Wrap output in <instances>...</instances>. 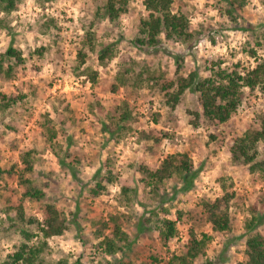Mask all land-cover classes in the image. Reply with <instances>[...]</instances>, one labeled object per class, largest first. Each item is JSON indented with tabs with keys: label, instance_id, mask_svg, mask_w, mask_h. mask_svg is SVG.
Listing matches in <instances>:
<instances>
[{
	"label": "rangeland",
	"instance_id": "1",
	"mask_svg": "<svg viewBox=\"0 0 264 264\" xmlns=\"http://www.w3.org/2000/svg\"><path fill=\"white\" fill-rule=\"evenodd\" d=\"M92 1L49 0L41 6L38 0H24L17 10L7 14L8 27H0V52L13 40L27 58L12 79L0 78V94L17 95L21 92L25 96L16 105L0 111V167L8 169L18 165L19 151L33 148L35 165L32 177L44 188L47 199L62 209L67 218V231L61 236L46 239L48 253L44 254L41 264H56L61 259L67 260V264H96L102 259V253L95 248L98 240L91 234L92 222L99 215L106 218L108 213L121 216L123 229L133 239L130 249L123 254L117 253V258H131L137 264L149 255L155 254L163 259L167 252V255L179 252L189 225L195 226L198 234L211 231L199 212V202L223 193L219 178L225 184L231 183V190L235 192L229 208L233 218L232 229L224 234H214L207 255L197 258L194 264H240L244 249L242 226L247 207L258 197L264 199V182L254 180L245 168L236 165L227 154L226 145L232 134H241L250 126L255 113L264 111V95L257 91L250 93L246 89L242 105L227 123L218 128L205 125L194 128L189 123L186 110L193 107L195 95L186 93L178 109L167 119L161 94L147 88L132 91L120 87L113 91L111 86L117 63L126 55L139 61H149L168 76L173 74L175 56L181 55L186 72L193 68L201 69L206 60L220 56L227 62L239 60L243 65H252L253 59L240 52L249 32L231 27L216 7L219 0H174V9L181 3L185 5L183 9L190 23L200 35L183 44L164 42L157 49H138L131 39L146 10L143 0H128V10L120 16L118 27L102 21L95 29L96 44L114 43L115 55L104 67L98 65L96 57L89 53L88 63L98 72L95 82H92L88 76L76 75L71 70L79 36L90 18L88 12L94 8ZM42 13L57 21L61 37L57 43L38 32L36 20ZM239 22L244 27L250 25L257 30L264 29V0H247ZM40 45L49 47L43 58L36 54L29 57L28 53ZM122 100L132 106L136 120L131 131L121 135L116 142V136L111 137L100 124L96 103L107 108ZM44 112L49 113L59 130L57 141L63 145L58 152L59 157L47 148L40 136L37 120ZM148 128L168 134L162 138L154 155L145 154L143 144L135 139L137 131ZM211 134L215 139H210ZM63 150H66L68 158L63 156ZM184 150L192 151L196 170L189 184L170 182L162 195L155 199L135 187L138 174L132 164L146 162L151 166L157 165L165 154ZM258 150L264 156V144H260ZM107 156L114 163L113 170L118 177L136 189L128 193L127 201L121 198L120 187L115 182L99 196L88 194V186L95 180L94 173L101 168ZM73 159L79 163H67ZM0 194L2 258L21 238L18 223L8 219L13 213L2 211L12 202L16 204L20 196L15 177L0 179ZM161 204L173 206L170 217H175L177 208L189 218L187 223H179V235L169 241L167 247L161 246L151 224L144 221L148 213L157 210ZM23 209L27 216L42 221L37 202L25 200ZM259 228L264 230V222ZM35 239L32 238L33 241ZM158 264L166 263L161 261Z\"/></svg>",
	"mask_w": 264,
	"mask_h": 264
},
{
	"label": "trees",
	"instance_id": "2",
	"mask_svg": "<svg viewBox=\"0 0 264 264\" xmlns=\"http://www.w3.org/2000/svg\"><path fill=\"white\" fill-rule=\"evenodd\" d=\"M24 0H0V27H8L7 14L17 10ZM49 0H38L41 6ZM94 8L88 12V23L84 26L83 33L79 36L76 46V59L71 70L76 75H86L95 82L98 74L92 64L88 63L89 53H92L100 66H107L115 55L114 43L96 44L95 29L102 21H107L114 27H118L119 18L128 10V0H93ZM224 2V4H221ZM247 0H219L216 7L234 29L248 31V37L240 46V52L253 59L252 65H243L241 61L227 62L220 56L206 60L201 69H184V58L175 56L172 76L160 68H155L149 61H139L129 55L122 57L117 63L114 74L112 90L118 91L120 87L132 91L147 88L161 94V102L164 106L166 118L170 117L178 109L183 96L188 93L195 95L193 107L187 108L190 117L189 123L198 128L205 125L208 128H218L227 123L237 112L246 97V89L264 95V29L257 30L253 26H241L239 17L245 8ZM142 5L146 10L145 16L139 19L131 43L138 49H157L162 43L183 44L193 41L199 31L191 25L187 12L180 4L174 9V0H143ZM37 30L39 33L50 37L52 43H57L61 37L57 30V21L52 17L40 14L37 17ZM222 27L225 25L222 23ZM11 40L0 52V78L12 79L17 69L27 61L20 46ZM214 42V39L211 38ZM48 46L40 45L29 57L37 55L43 58ZM200 72H203L201 75ZM23 93L17 95L0 94V111L16 105L23 100ZM99 119L103 129L111 137L116 136L117 142L121 135L129 133L136 120L132 106L122 100L105 108L96 103ZM66 109V106H65ZM70 119V118H68ZM157 120V119H155ZM38 126L40 136L49 150L59 157V150L63 145L57 141L59 130L48 112L39 114ZM73 123V121H72ZM168 134L162 130L148 128L137 131L135 139L143 144L144 153L154 155L163 137ZM215 139V135H209ZM264 144V111L253 115L250 126L241 134H232L226 145V152L231 160L239 167L245 168L254 180L264 182V156L260 155L259 146ZM34 149L19 151V164L8 169L0 167V179L13 178L20 188V196L17 203L9 204L4 213H13L8 217L18 223V233L21 236L19 242L13 245L10 252L0 258V264H41L44 254L48 253L46 239L52 236H61L68 229L67 218L64 211L47 199L44 188L35 183L32 177L35 165ZM66 150L63 156L68 158ZM79 163L77 160L67 162ZM111 158L107 156L101 168L95 171L94 182L88 186V194L99 196L106 190L109 184L118 183L119 194L125 201L128 193L136 191L130 188L114 172ZM138 178L135 187L142 193L150 195L152 199L162 195L170 182L189 184L196 174L191 150L177 151L165 154L157 163L151 166L146 162L131 165ZM219 185L222 194L211 200L201 199L199 212L209 224L210 232L195 230V226L189 225L179 252H168L164 258L157 255H149L145 260L137 264H158L165 261L166 264H194L197 258L207 255L209 244L214 234H224L232 229L233 218L230 206L235 198V192L231 190V183L225 184L221 178ZM4 183L7 184V181ZM46 185V184H43ZM0 194V199H1ZM10 201L9 198H7ZM32 200L40 205L42 221L27 216L23 209L25 200ZM172 205H159L144 218L146 223L157 233L158 241L162 247H167L168 242L179 235V223H187L186 214L181 209L175 208V217H170ZM264 222V199L258 197L255 203L247 207V216L244 218L242 233L244 236L243 261L240 264H264V230L259 228ZM93 238L97 243L95 248L102 253V259L96 264H136L131 258L120 257L133 244L127 232L123 229V219L117 213H108L106 218L99 215L92 222ZM36 229V232L33 229ZM36 239L33 241L32 238ZM112 257L109 259L108 257ZM210 260L207 261V263ZM78 261H76L77 263ZM56 264H67V260L61 259ZM205 264V263H204Z\"/></svg>",
	"mask_w": 264,
	"mask_h": 264
}]
</instances>
